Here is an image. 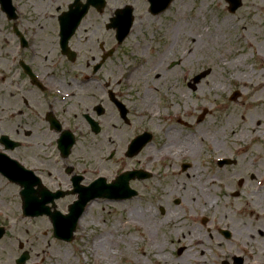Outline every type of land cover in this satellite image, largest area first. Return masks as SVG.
Here are the masks:
<instances>
[{"label":"rangeland","instance_id":"obj_1","mask_svg":"<svg viewBox=\"0 0 264 264\" xmlns=\"http://www.w3.org/2000/svg\"><path fill=\"white\" fill-rule=\"evenodd\" d=\"M145 8L143 5L136 11L141 19L119 49L114 64L120 81L118 91L131 110V120L136 127L153 129L154 142L132 159H126L123 151L129 136L119 134L114 140L83 138L81 143L96 148L99 142L100 148L97 146L94 154L89 148L84 151L77 146L72 157L85 156L93 161L96 157L97 161L98 156L104 161L112 149L117 151L114 161L120 163L116 165L89 161V177L99 173L108 176L125 166H143L147 154L154 155L163 143L170 142L165 134L173 126L176 134L171 149L167 145L162 151L174 150L179 156L193 151L194 146L196 152L193 151L195 154L189 160L196 161L206 183L203 196L207 197L210 192L205 201L196 192L198 202L193 205V212L207 214L209 229L228 227L236 231L235 236L246 241L248 254L252 256L247 264L256 262L259 256L264 257L261 253L264 182L260 190L255 184L258 177L264 180V0H241V6L234 13L227 10L224 0H175L157 17H150ZM244 54L248 55L243 61L244 69L234 72L227 68V64ZM207 69L209 74L199 81L195 90L188 87L194 75ZM233 73L250 75L243 76V81H235L229 79ZM162 74L171 76L156 79V75ZM128 76H132L130 82H127ZM233 92L239 93L235 100L230 99ZM148 93L153 95L156 104L150 115L143 113L139 104ZM203 110H206L204 120L197 123ZM177 117L182 124L177 123ZM237 152H241L242 169L238 163L220 168L214 162ZM171 160L179 163L175 158ZM151 161V165L158 163L156 159ZM251 173L256 177L253 181ZM243 179L246 183L240 188L237 182ZM133 185L140 191L132 200L98 199L90 203L78 222L73 240L68 243L53 237L47 217H23L19 187L0 181V226L5 228L0 239V264H16L23 251L30 254L27 264H193L192 253L196 250V257H200L202 246L185 253V248L194 245L188 241L191 236L184 234L185 230L175 237L172 230L169 233L172 227L163 224L159 229H149V235L144 232V209L149 208L154 217L157 214L156 220L161 217L154 208L156 205L144 202L143 183ZM236 190L241 191L239 197L232 196ZM208 198L212 202L209 211ZM72 199V195L66 196L57 204V209L66 212L75 198ZM192 199H186V203L191 205ZM182 207L188 208L185 203ZM179 212L173 215L185 216L182 210ZM189 224L190 221H183V227ZM156 230H159L157 235ZM212 240L216 247L211 254L218 261L226 258L219 250L226 251L229 247L223 243L219 246L215 237ZM235 244L240 245L236 241ZM205 254L210 257V253Z\"/></svg>","mask_w":264,"mask_h":264},{"label":"flooded vegetation","instance_id":"obj_2","mask_svg":"<svg viewBox=\"0 0 264 264\" xmlns=\"http://www.w3.org/2000/svg\"><path fill=\"white\" fill-rule=\"evenodd\" d=\"M143 5L150 17L161 15L149 11V0H0V181L7 180L6 174L33 173L42 188L51 193L64 192L74 199L76 187L87 186L100 176L105 177L106 183H111L122 172L135 168L125 166L108 176L99 173L89 177V161L116 165L120 163L114 161L117 151H110L104 161L98 156L97 161L96 157L94 161L85 156L77 159L72 153L77 146L84 151L89 148L94 154L97 146L100 148L99 142L96 148L81 143L83 138L114 140L120 134L129 136L130 141L140 134H150L154 140L153 129L136 127L131 120V110L118 91L120 81L114 64L119 49L141 19L136 11ZM129 14L133 18L132 25L127 37L118 44V23L125 27ZM119 103L123 106L122 111ZM177 123L182 124V121L177 120ZM175 134L173 126L166 130L170 149ZM68 137L73 141L70 146L65 142ZM167 145L163 143L157 153H150L158 163L151 165L152 161L146 159L144 165L138 167L143 170L142 178L129 181L136 196L140 190L133 184L143 183L144 202L156 205L154 208L161 217L156 220L157 214L154 217L149 208L144 209V232L149 235V229H159L163 224L172 227L169 233L172 230L175 237L185 230L184 234L191 236L188 241L194 244L185 248V253L202 246L200 257H196L198 251L192 253L193 264L249 262L252 256L248 254L246 241L236 237V231L228 227L209 229L207 214L193 212V205L198 202L196 192L199 191L204 201L210 195L209 192L207 197L203 196L206 183L199 174L196 161L189 160L196 150H186L177 156L174 150L162 151ZM240 156L241 152L232 153L227 161L232 165L238 163L242 169ZM174 158L179 163L171 160ZM252 173L250 180L253 181L256 177ZM31 175L29 178L33 179ZM263 182L259 177L256 179L257 190ZM245 183L244 179L240 180L237 186L242 188ZM240 195L238 190L232 193L234 197ZM66 196L58 199L57 204ZM189 198H193L191 205L186 203ZM184 203L187 209L182 207ZM208 204L209 198L206 203L209 211ZM179 210L185 216L173 215L180 213ZM183 221H190V224L183 227ZM214 237L219 246L223 243L229 247L226 251L219 250L226 256L220 261L211 254L216 247ZM235 241L241 246L237 247ZM205 253H210V257ZM255 263L264 264V257L259 256Z\"/></svg>","mask_w":264,"mask_h":264},{"label":"water","instance_id":"obj_3","mask_svg":"<svg viewBox=\"0 0 264 264\" xmlns=\"http://www.w3.org/2000/svg\"><path fill=\"white\" fill-rule=\"evenodd\" d=\"M156 1V2H155ZM172 0H165L164 3L160 2L159 0H152V7L160 6L159 9L155 10V13H158V11L165 10L169 3ZM229 3V11L234 12L237 8L241 6V0H226ZM152 9V8H151ZM127 20L125 21V27L120 25L118 28V36L119 41H122V39L125 36L127 29H129L131 25V20L127 17ZM121 28V29H120ZM125 29V30H123ZM209 73V70L203 72L202 74L195 77L194 82H198L202 77H204L206 74ZM237 96V93L233 95V99ZM145 140L143 137H138L135 139L131 146H130V153L132 155H135L138 153V151L143 147L145 144ZM9 179L15 182H19L20 185L23 187V190H21L20 194L23 201V212L24 215H30V216H38L47 214L50 217V220L53 224L54 228V236L63 240L71 241L73 238V232L76 228V224L81 217L82 213L84 212L85 206L87 202L90 199H93L97 196H106V197H113V194L107 193L106 189H102L98 185L91 186L89 189H87V192H83L80 196V199L76 201L74 204L69 206V213L68 215H61L59 212L54 211L50 212V208L46 206L47 201H52V198L50 200H38L36 196L34 195V192L31 188V181L28 180H21L20 178H17L18 176L15 175H8ZM124 190V189H123ZM122 190V191H123ZM107 193V194H106ZM41 195L43 197L46 196L44 192H41ZM126 195L127 194H123ZM124 197V196H119ZM3 229H0V238L3 235ZM26 257L22 256V258L19 259L18 264H22L25 262Z\"/></svg>","mask_w":264,"mask_h":264},{"label":"bare ground","instance_id":"obj_4","mask_svg":"<svg viewBox=\"0 0 264 264\" xmlns=\"http://www.w3.org/2000/svg\"><path fill=\"white\" fill-rule=\"evenodd\" d=\"M252 30H253V28H252ZM251 30V31H252ZM172 46V43H169L168 44V47H171ZM264 52V51H263ZM258 55H260V52H258ZM248 58V55L247 54H244V55H242V56H239V57H237L236 59H234V60H232L229 64H227V68H229V69H233L234 70V72L235 71H241L242 69H244L245 67L243 66V61L245 60V59H247ZM239 74V73H238ZM235 74V73H233V74H231L230 76H229V79L230 80H235V81H243V79H242V77L243 76H248V75H250V74H245V73H241V74ZM176 75V74H175ZM169 76H171V75H169V74H162V75H156V79H167ZM172 76H174V73L172 74ZM131 78H132V76H130L129 78H128V82H130L131 81ZM256 87L258 88L259 87V85H257L256 84ZM259 91V93H263V90L262 91H260V90H258ZM153 95L152 94H150V93H148L147 94V98H146V96L145 97H143L139 102V104L140 105H142V107H143V109H142V112H144V113H148L149 115L150 114H153V112L155 111V107H156V104L154 103V101H153ZM231 123V122H230ZM226 127H229L228 125H226ZM251 128H254L253 126H251ZM172 134V133H171ZM167 140L168 141H170V139L169 138H167ZM189 141V140H188ZM193 149H194V146H193ZM210 207H212V202H210L209 204H208V209L210 210ZM247 264V263H246Z\"/></svg>","mask_w":264,"mask_h":264}]
</instances>
